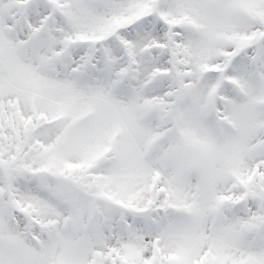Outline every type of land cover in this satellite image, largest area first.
<instances>
[{"label":"snow or ice","instance_id":"1","mask_svg":"<svg viewBox=\"0 0 264 264\" xmlns=\"http://www.w3.org/2000/svg\"><path fill=\"white\" fill-rule=\"evenodd\" d=\"M0 264H264V0H0Z\"/></svg>","mask_w":264,"mask_h":264}]
</instances>
